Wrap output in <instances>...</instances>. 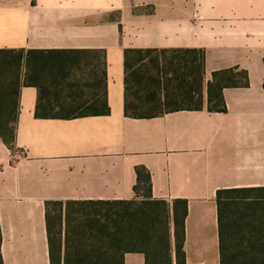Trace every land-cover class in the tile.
<instances>
[{"label": "crops", "instance_id": "obj_1", "mask_svg": "<svg viewBox=\"0 0 264 264\" xmlns=\"http://www.w3.org/2000/svg\"><path fill=\"white\" fill-rule=\"evenodd\" d=\"M147 49L201 53L202 109L126 115V51ZM0 50L103 51L111 109L37 118L38 89L21 88L14 148L0 142L3 264H52L67 225L47 203L132 200L137 167L169 204L174 264L175 217L184 264H221L218 191L264 188V0H0ZM232 68L249 85L224 87L227 110L211 111L214 73ZM124 264L146 256L126 253Z\"/></svg>", "mask_w": 264, "mask_h": 264}, {"label": "trees", "instance_id": "obj_2", "mask_svg": "<svg viewBox=\"0 0 264 264\" xmlns=\"http://www.w3.org/2000/svg\"><path fill=\"white\" fill-rule=\"evenodd\" d=\"M171 51L191 54L190 51ZM158 52L160 51L151 49L126 51V115L151 117L185 107L202 109L204 91L201 53L194 51V54L200 55V59L192 62L198 63L196 68L198 67L199 76L195 77L193 68L187 63L186 73L178 74L174 78V81L179 83L175 85L177 91H172L173 94L170 91L167 96L161 95L150 86V80L155 81L154 77H148L147 84V81L143 80V73L136 70L132 62L133 55L150 57ZM145 60L146 58H143L142 61ZM81 66L92 67V75L96 78L98 73L95 69L102 68L101 79L88 83L77 77L72 78L73 67L79 69ZM106 78L103 51L0 50V137L3 143L14 148L20 90L23 86H34L38 89L35 111L37 118L72 119L110 114ZM214 80L216 82L210 83L208 87V108L211 111L227 110L223 97L224 87L249 85L247 71L238 68L216 72ZM157 81L161 83L160 78ZM134 85L139 86L138 89L143 88L144 96L140 97V92L134 91L136 100H130L132 88L135 90ZM193 85L196 89L192 88ZM86 87L90 90L88 95L85 92ZM165 96L176 98L172 101L175 103L194 102L195 105H178L153 112V104L164 101ZM141 109L146 112L139 113L138 110ZM4 129H11L10 138L3 133ZM137 176V184L134 187L136 197L132 200L47 203L48 210L51 205L61 213L65 210L67 225L64 255L57 233L52 238V264H124V256L129 252L144 253L146 264H174L169 204L153 198L151 174L145 167H137ZM144 190L145 194H142ZM216 200L220 220L221 264H264V188L222 189L218 191ZM142 203L160 204L165 207L166 220L162 222L159 215V220L152 222L148 212L143 210ZM105 205H117L123 209L104 210ZM184 205L187 211L186 201ZM255 208H261L262 211L255 214ZM183 233L184 223L175 217L177 264H184L186 260ZM1 239L0 230V247ZM0 264H3L1 251Z\"/></svg>", "mask_w": 264, "mask_h": 264}, {"label": "rangeland", "instance_id": "obj_3", "mask_svg": "<svg viewBox=\"0 0 264 264\" xmlns=\"http://www.w3.org/2000/svg\"><path fill=\"white\" fill-rule=\"evenodd\" d=\"M133 59V64H135V68L136 70H140L143 74V80L147 81L148 77L152 76L154 77L155 81H151L150 86L157 90L159 93H161V95H166L168 96V94H170L172 91H177L176 86L178 85V81H174V78L178 75V74H185L187 71L186 65L187 63L189 65H191V67L193 68V74L195 75V77L199 76V71H198V67L196 68L197 64H194L192 62H194V60H199L200 59V55L198 53H193V54H189L187 52H181V51H160L158 53H154L153 55H151L150 57L147 56H141V55H133L132 57ZM143 58H146L145 61H142ZM153 60V61H152ZM71 69V68H70ZM98 73L97 78L94 77L93 74V68L92 67H87V66H81L79 67V69L77 67H73L72 69V78H79L80 80H82L83 82H88V83H92L98 79H101V72H102V68H96L95 69ZM172 77V78H171ZM160 78L161 83H159L157 81V79ZM170 79V80H169ZM142 80V81H143ZM168 80L170 83H168ZM101 81V80H100ZM193 83H194V77H193ZM159 83V84H158ZM148 84V81H147ZM169 86V87H168ZM133 87H135V90L132 88L131 91V99L132 100H136V95L134 94V91H139L140 93H138V95H140V97H143L144 93L142 92L143 88H139V86L134 85ZM192 88L196 89V86H192ZM171 91V92H170ZM85 92L87 93V95L90 93V90L86 87L85 88ZM174 92H172L173 94ZM142 95V96H141ZM176 98L169 96L166 98L165 96V102L164 101H160L157 103L153 104V112L155 111H161V110H167L169 108H173L176 107L178 105L181 106H191V105H195L194 102H183V101H178V103L172 102L175 101ZM166 100H168L166 102ZM179 100V99H178ZM215 106V105H213ZM139 113H145L146 111L144 109L138 110ZM3 133L6 135L7 138L11 137V129H4ZM0 142H3L2 138L0 137ZM142 194H145V190L144 192H142ZM142 208L144 211L148 212L149 214V219L152 222H156L159 220V215H160V219H162V222H164V220H166L167 214L165 211V207H163L160 204H146V203H142ZM104 210L105 209H109V208H114V209H123V207L117 206V205H105L103 206ZM55 209H57L55 207ZM255 210L257 211V213L255 214H259L262 209L261 208H255ZM89 211H92V209H89ZM158 212V213H157ZM102 223H103V219H102Z\"/></svg>", "mask_w": 264, "mask_h": 264}]
</instances>
